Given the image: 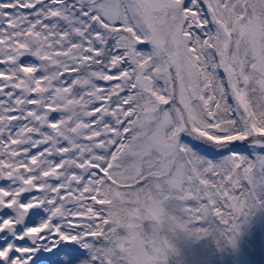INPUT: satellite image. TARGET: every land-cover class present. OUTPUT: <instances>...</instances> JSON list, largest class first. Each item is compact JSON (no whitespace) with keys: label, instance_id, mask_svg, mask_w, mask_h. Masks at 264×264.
I'll use <instances>...</instances> for the list:
<instances>
[{"label":"snow or ice","instance_id":"1","mask_svg":"<svg viewBox=\"0 0 264 264\" xmlns=\"http://www.w3.org/2000/svg\"><path fill=\"white\" fill-rule=\"evenodd\" d=\"M261 208L264 0H0V264H253Z\"/></svg>","mask_w":264,"mask_h":264},{"label":"rangeland","instance_id":"2","mask_svg":"<svg viewBox=\"0 0 264 264\" xmlns=\"http://www.w3.org/2000/svg\"><path fill=\"white\" fill-rule=\"evenodd\" d=\"M242 228L244 229L240 236L241 247L248 244L254 232L261 234L262 240H264V209L261 208L255 211L250 218V222L242 225ZM178 233L179 236H177ZM171 238L177 251L170 254L162 264H211L209 261L216 260L213 256L217 252L222 251V246H218L216 240L211 235L196 239L186 233L177 232ZM234 249L236 251L235 257L239 259L240 248ZM261 249L264 250V246ZM260 260L264 261V256Z\"/></svg>","mask_w":264,"mask_h":264},{"label":"trees","instance_id":"3","mask_svg":"<svg viewBox=\"0 0 264 264\" xmlns=\"http://www.w3.org/2000/svg\"><path fill=\"white\" fill-rule=\"evenodd\" d=\"M250 147H252V146H250ZM251 150H252V148L250 149V152H249V154H251ZM264 209V208H263Z\"/></svg>","mask_w":264,"mask_h":264}]
</instances>
